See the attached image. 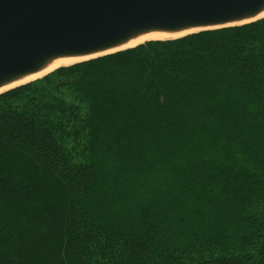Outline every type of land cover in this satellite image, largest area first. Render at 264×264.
<instances>
[{"label":"trees","instance_id":"trees-1","mask_svg":"<svg viewBox=\"0 0 264 264\" xmlns=\"http://www.w3.org/2000/svg\"><path fill=\"white\" fill-rule=\"evenodd\" d=\"M0 225V264H264V19L0 95Z\"/></svg>","mask_w":264,"mask_h":264},{"label":"water","instance_id":"water-1","mask_svg":"<svg viewBox=\"0 0 264 264\" xmlns=\"http://www.w3.org/2000/svg\"><path fill=\"white\" fill-rule=\"evenodd\" d=\"M261 19L264 0H0V90L59 61L131 50L146 36L173 40Z\"/></svg>","mask_w":264,"mask_h":264},{"label":"bare ground","instance_id":"bare-ground-1","mask_svg":"<svg viewBox=\"0 0 264 264\" xmlns=\"http://www.w3.org/2000/svg\"><path fill=\"white\" fill-rule=\"evenodd\" d=\"M169 38H171V37H169V36H162V35H156V34L155 35H152V36H146V37H143V39H141V40H139L137 42H133L130 46L125 47L124 49H126V48H132L134 46H137L139 44L144 43L145 41H155V40L156 41L157 40L165 41V40H167ZM80 61H82V60H76L75 59V60H63V61L56 62L49 70H47L46 72L42 73L41 75H38V76H35V77H31L28 80H25V81H23L21 83H18L16 85L11 86V87H6V89L0 90V94H2L4 92H7V90H10L12 88H16V87H18V85L27 84V83H29L31 81L41 79V77L52 73V71H54V70H56L58 68H61L63 66H71V65H74L76 62H80Z\"/></svg>","mask_w":264,"mask_h":264},{"label":"rangeland","instance_id":"rangeland-1","mask_svg":"<svg viewBox=\"0 0 264 264\" xmlns=\"http://www.w3.org/2000/svg\"><path fill=\"white\" fill-rule=\"evenodd\" d=\"M257 131V130H256ZM105 178V177H104ZM150 183V182H149ZM129 192H132V194L134 193V195L136 194V191H135V188L132 190L131 189V191H129ZM114 197V196H113ZM112 199V197L110 196V199L109 200H111ZM135 200H136V196H131V198L130 199H128V200H126V201H121L122 202V204H123V207H126L127 206V204H132V202H135ZM118 206V204H116V207ZM124 211V210H123ZM114 227H116V226H114ZM0 230H1V225H0Z\"/></svg>","mask_w":264,"mask_h":264}]
</instances>
